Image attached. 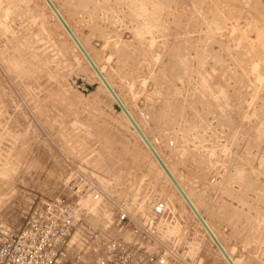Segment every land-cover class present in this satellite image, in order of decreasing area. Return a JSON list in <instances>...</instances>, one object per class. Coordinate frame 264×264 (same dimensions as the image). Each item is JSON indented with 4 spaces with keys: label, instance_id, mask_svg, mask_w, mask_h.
I'll use <instances>...</instances> for the list:
<instances>
[{
    "label": "rangeland",
    "instance_id": "1",
    "mask_svg": "<svg viewBox=\"0 0 264 264\" xmlns=\"http://www.w3.org/2000/svg\"><path fill=\"white\" fill-rule=\"evenodd\" d=\"M41 1L0 0V222L19 233L31 209L63 195L80 170L111 199L129 202L135 220L153 216L161 200L166 208L170 203L150 227L185 264H225ZM54 1L96 60L107 64L148 135L161 138L156 145L179 180L189 190L200 186L193 198L228 249L240 264H264V0H93L81 18L69 16L65 0ZM138 5L153 19L150 35L140 26ZM122 78H135L137 99L124 93ZM169 139L177 157L167 152ZM201 196L214 203L213 212ZM119 211L106 204L93 213L112 222ZM164 216L173 222L166 225ZM96 219L106 228L107 219ZM130 220L114 233L142 241L135 232L142 228ZM189 238L197 241L194 253ZM155 240L152 253L167 252Z\"/></svg>",
    "mask_w": 264,
    "mask_h": 264
},
{
    "label": "built area",
    "instance_id": "2",
    "mask_svg": "<svg viewBox=\"0 0 264 264\" xmlns=\"http://www.w3.org/2000/svg\"><path fill=\"white\" fill-rule=\"evenodd\" d=\"M90 200L99 203V207L110 201L87 173L76 170L68 179L65 193L56 200L34 206L19 233L10 234L0 222V264H178L167 252L152 253L155 239L150 238L145 228L143 233L135 230L141 234L142 241L113 235L133 220L125 209L116 207L120 210L118 215L103 228L86 204ZM122 204L127 206L129 202ZM166 209V203L159 201L152 219L148 216L140 220L141 224L148 222L150 226ZM81 238L82 242L87 238L99 245L89 261L84 253L72 252L73 245Z\"/></svg>",
    "mask_w": 264,
    "mask_h": 264
},
{
    "label": "bare ground",
    "instance_id": "3",
    "mask_svg": "<svg viewBox=\"0 0 264 264\" xmlns=\"http://www.w3.org/2000/svg\"><path fill=\"white\" fill-rule=\"evenodd\" d=\"M43 1V3H44V6H46V8H47V10L48 11H50V14H51V16H52V18L56 21V24L58 25V27H59V30H61L60 32H61V34L62 35H64L63 37H65V38H67V40L69 41V43L72 45V47H73V49L75 48V50L78 52V54H79V56H80V58L82 59V61H83V63L88 67V69L91 71V73L95 76V78L97 79V81H98V84L101 86V88H102V90H104L105 91V93H106V95L109 97V99H110V102L112 103V105H113V107H114V104H115V100H114V98L112 97V95L109 93V91L106 89V87L103 85V83H102V81L100 80V78H99V76L97 75V73L95 72V70L93 69V67L91 66V64L87 61V59L82 55V53L80 52V51H78V48H77V46L74 44V42L72 41V39H71V37L69 36V34L66 32L67 30H65L64 29V27L61 25V23L57 20V18H55L54 17V15H53V12L51 11V9L49 8V6L44 2V0H42ZM41 1V2H42ZM52 2H53V4L55 5V7L57 8V10L59 11V13L62 15V17L64 18V20L66 21V23L69 25V27L71 28V30L73 31V33L75 34V36L77 37V39L79 40V42L81 43V45L83 46V48L84 49H86V51H87V53L89 54V56L91 57V59L93 60V62L95 63V65L101 70V72L103 73V76L105 77V79L108 81V83L110 84V86L113 88V90L115 91V93L117 94V96L119 97V99L121 100V102L123 103V106H125V108L127 109V111L130 113V115L133 117V119H134V121L137 123V125L138 126H140V129L143 131V133L145 134V136L147 137V139L149 140V142L152 144V146L154 147V149L156 150V152L158 153V155L161 157V159L164 161V163L167 165V167H168V169L170 170V172L173 174V176L175 177V179L177 180V183H179L180 184V186L182 187V189H183V191L185 192V194L187 195V197L190 199V201L193 203V205H194V207L197 209V211L199 212V214L201 215V217L204 219V221L205 222H207L206 224L209 226V228L211 229V231L213 232V235H215L216 236V238L218 239V241L221 243V245L223 246V248L225 249V251L228 253V255L230 256V258H231V260L234 262V264H240V262L238 261V259L236 258V256L233 254V252H231L229 249H228V246H226L225 245V243L221 240V238H220V236H219V232L216 230V228H215V225H214V222H212V220L211 219H209V218H207L204 214H203V212L201 211V206H200V204L193 198V194L191 193V190L193 189L192 187V189L191 190H189V189H187L186 187H185V185L179 180V178L177 177V174L175 173V171L170 167V165L168 164V162H167V158L165 159V157L162 155V153L160 152V150L158 149V145H156V143L161 139H159L158 137H154L153 139L148 135V133H147V131L145 130V127L140 123V121L138 120V118L136 117V115L134 114V112L131 110V108L128 106V104H127V102H126V100L123 98V96L121 95V93L120 92H118L116 89L117 88H115V86H114V84H113V82L110 80V78H109V76L107 75V69L104 67L105 66V64H102V63H100L99 61H97L96 60V58L93 56V54H92V52H91V50L89 49V47H87V44H85V42H84V37L82 38L81 36H79V34L77 33V31L75 30V28L71 25V23H70V18H67L66 17V15L65 14H67V13H63L64 12V10L62 11L61 10V8H59V6L56 4V2L54 1V0H51ZM99 1V0H98ZM142 1V0H141ZM92 2H94L93 0H76L74 3L73 2H70V1H64V7H66V10H68L69 12H68V14H69V16L71 15V16H79L80 18L81 17H84V15L85 14H87L88 12H87V10L86 9H88L89 10V8H90V4L92 3ZM136 2V1H135ZM140 2V1H139ZM155 2V1H154ZM157 2V1H156ZM97 3V2H96ZM93 4V3H92ZM99 4V3H98ZM118 4V3H117ZM141 4H142V2H141ZM140 4V5H141ZM144 4V3H143ZM162 4V3H161ZM145 5V4H144ZM144 5H142V6H144ZM95 6H96V4H95ZM113 6H114V4H113ZM136 6V5H135ZM97 7V6H96ZM102 7H104V6H102ZM138 7H140L139 5H138ZM145 7H146V5H145ZM145 7H140L143 11L140 13L142 16H143V19L142 20H139L140 21V26H142L143 28H145L146 30V32L150 35V34H152V26L150 25L151 23H149V21L151 20H153V19H151L150 17H149V15H147L146 14V12H147V9L145 8ZM37 8V7H36ZM101 8V7H100ZM106 8V7H105ZM161 8V7H160ZM94 9V8H93ZM140 9V10H141ZM81 10V11H80ZM93 11V10H92ZM22 12V11H21ZM96 12V11H95ZM140 12V11H139ZM83 13V14H82ZM100 13V12H99ZM105 13V12H104ZM80 14H82V16H80ZM90 14V13H89ZM97 15V14H96ZM147 15V16H146ZM160 15V14H159ZM24 16V15H23ZM29 16V15H28ZM68 16V15H67ZM90 17V16H89ZM176 17V16H175ZM138 18H139V16H138ZM137 18V19H138ZM142 18V17H141ZM153 18V17H152ZM69 19V20H68ZM78 20V19H77ZM52 21V20H51ZM73 21V20H72ZM81 21L82 22H84L83 21V19H81ZM89 21H90V19H89ZM78 22H79V20H78ZM81 22V23H82ZM86 22V21H85ZM88 22V21H87ZM92 23V22H91ZM78 24V23H77ZM83 24V23H82ZM84 25V24H83ZM111 26V25H110ZM77 27V26H76ZM80 27V26H79ZM92 27H94V26H92ZM98 27V26H97ZM101 27V26H100ZM105 27V26H104ZM95 28H96V26H95ZM143 28H142V30H143ZM78 29V28H77ZM138 29H139V31L141 30L139 27H138ZM91 30H92V28H91ZM99 30V29H98ZM58 31V30H57ZM93 31V30H92ZM90 32V31H89ZM89 32H87V34L89 33ZM137 32H138V30H137ZM142 32V31H141ZM144 32V31H143ZM51 33V32H50ZM85 33V32H84ZM140 33V32H139ZM145 33V32H144ZM95 34V33H94ZM106 34V33H105ZM108 34V33H107ZM179 34H181V33H179ZM110 35H111V33H110ZM139 35V34H138ZM91 36V35H90ZM89 36V37H90ZM99 36V35H98ZM102 36H105V35H102ZM110 38V37H109ZM96 39V38H95ZM100 39V38H99ZM172 39V38H171ZM180 39V38H179ZM90 40V39H89ZM93 40V39H92ZM98 42L100 41V40H97ZM96 40H95V42H97ZM105 41V40H104ZM116 41V40H115ZM169 41V40H168ZM187 41V40H186ZM117 42V41H116ZM140 42H142V41H140ZM178 42V41H177ZM61 43H62V41H61ZM87 43V42H86ZM91 43V42H90ZM93 43V42H92ZM107 43V42H106ZM106 43H104L105 45H106ZM129 43V42H128ZM179 43V42H178ZM101 44H103V43H100V45ZM115 44V43H114ZM131 44V43H130ZM166 44V43H165ZM93 45V44H92ZM95 45V44H94ZM104 45V46H105ZM109 45V44H108ZM102 46V45H101ZM122 46V45H121ZM185 46V45H184ZM157 47V46H156ZM183 47V46H182ZM92 48H93V46H92ZM114 48V47H113ZM177 48V47H176ZM105 49V48H104ZM111 49V48H110ZM117 49V48H116ZM168 49V48H167ZM175 49V48H174ZM58 50V49H57ZM92 50H96V46H95V48H93ZM98 50V49H97ZM102 50V49H101ZM112 50V49H111ZM147 50V49H146ZM177 50H179V48L177 49ZM176 50V52H178ZM106 51V50H105ZM101 52V51H100ZM98 54H99V52H97ZM113 53H115V52H113ZM129 53V52H128ZM127 53V54H128ZM172 53V52H171ZM179 53V52H178ZM110 54V53H109ZM109 54H108V56H109ZM116 54V53H115ZM168 54V53H167ZM181 54V53H180ZM70 55V54H69ZM68 55V56H69ZM120 55V54H119ZM129 56L131 55L130 53L128 54ZM114 56V55H113ZM117 56H118V54H117ZM126 56V55H125ZM134 56V55H133ZM175 56H177V55H175ZM183 56V55H182ZM111 57V56H110ZM131 57V56H130ZM166 57V56H165ZM111 58H113V57H111ZM116 58V57H115ZM115 58H113V59H115ZM126 58H128V57H126ZM179 58V57H178ZM108 59V58H107ZM149 59V58H148ZM173 59V58H172ZM207 59V58H206ZM118 60V59H117ZM67 62V61H66ZM135 62V61H134ZM138 62V61H137ZM116 63H117V61H116ZM204 63V62H203ZM83 64V65H84ZM220 65V64H219ZM73 66V65H72ZM106 66H107V64H106ZM112 66V65H111ZM116 66V65H115ZM143 66V65H142ZM145 66V65H144ZM143 66V67H144ZM114 67V66H113ZM123 67V66H122ZM131 67V66H130ZM174 67V66H173ZM112 68V67H111ZM124 68V67H123ZM123 68H122V70H123ZM147 68V67H146ZM73 69V68H72ZM71 69V70H72ZM120 69V68H119ZM119 69H117V70H119ZM128 69V68H127ZM131 69V68H130ZM143 69V68H142ZM149 69V68H148ZM81 70V69H80ZM144 70V69H143ZM127 71H129V70H127ZM118 72V71H117ZM126 72V71H125ZM136 72V71H135ZM150 72V71H149ZM119 73H121V72H119ZM119 73H117L118 75H119ZM78 74H79V71H78ZM156 74V73H155ZM158 74V73H157ZM221 74V73H220ZM117 75V76H118ZM134 75V74H133ZM184 75V74H183ZM135 76V75H134ZM130 77V76H129ZM145 77V76H144ZM165 77V76H164ZM121 78V77H120ZM158 78V77H157ZM166 78V77H165ZM219 78V77H218ZM123 79V78H122ZM121 79V80H122ZM114 81V80H113ZM122 82L123 83H121V85H122V90L124 91V93L127 95V93H128V95L127 96H130L132 99H137V95L140 93V91H139V89H137V82L135 81V78H125V79H123L122 80ZM144 82V81H143ZM154 83V82H153ZM161 83V82H160ZM208 83V82H207ZM217 83V82H216ZM161 84H163V83H161ZM218 84V83H217ZM205 85V84H204ZM148 86V85H147ZM221 86H222V84H221ZM166 87H167V85H166ZM141 88L143 89V87L141 86ZM198 88V87H197ZM146 89V88H145ZM156 90V89H155ZM143 91V90H142ZM148 91V90H147ZM202 91V90H201ZM200 91V92H201ZM171 92V91H170ZM207 92V91H206ZM205 93V92H204ZM147 94V93H146ZM168 94V93H167ZM150 95H151V93H150ZM196 96V95H195ZM142 97V96H141ZM144 97V96H143ZM197 97H199V96H197ZM148 98V97H147ZM146 98V99H147ZM219 98V97H218ZM143 99V98H142ZM155 99H157V98H155ZM200 99V98H199ZM158 100V99H157ZM168 100V99H167ZM186 100V99H185ZM217 100V99H216ZM132 101V100H131ZM135 101V100H134ZM133 101V102H134ZM200 101V100H199ZM155 102V101H154ZM161 102V101H160ZM169 102V101H168ZM201 102V101H200ZM187 103V102H186ZM206 103H207V101H206ZM212 103V102H211ZM137 104V103H136ZM146 104V103H145ZM154 104H156V103H154ZM162 105L164 104V102L163 103H161ZM220 104V103H219ZM209 105V104H208ZM141 106V105H140ZM139 106V107H140ZM155 106V105H154ZM160 106V105H159ZM164 106V105H163ZM149 107H151V104H150V106ZM161 107V106H160ZM147 108V107H146ZM165 108H166V106H165ZM165 108H163V109H165ZM179 108V107H178ZM177 108V109H178ZM114 109H115V107H114ZM162 109V108H161ZM116 110V109H115ZM170 110V109H169ZM143 111V110H142ZM157 111H158V109H157ZM162 111V110H161ZM149 112V111H148ZM159 112V111H158ZM121 116H122V118L124 119V121L126 122V124L129 126V128L131 129V131L133 132V134L136 136V138H137V140H138V142H140V145H142V147H143V149H144V151H145V153H146V155L149 157V158H151V160H152V162L156 165V167L159 169V171L161 172L160 174H162V176L164 177V179L166 180V182H168V184L171 186V188H172V190H173V192H175V194L177 195V197H179V200L182 202V203H184V205L186 206V208L188 209V211L190 212V214L192 215V217L194 218V220H195V222L197 223V225H198V227H199V229L202 231V233L204 234L203 235V237L205 236L206 238L205 239H208V237L206 236V234L204 233V231L202 230V228H201V226L199 225V223L197 222V219H196V216H195V214L193 213V211L189 208V206L187 205L188 203L184 200V198L182 197V195L180 194V192L177 190V188L175 187V185L173 184V182L170 180V178L168 177V176H166V173L163 171V169L161 168V166L158 164V162L156 161V159L154 158V156L152 155V153H151V151L149 150V148L147 147V145L145 144V142L143 141V139L139 136V134L137 133V131L135 130V128H134V126L132 125V123L128 120V118L124 115V113H120V112H118ZM154 113V112H153ZM143 114H144V111H143ZM142 114V115H143ZM149 114V113H148ZM191 114H192V112H191ZM145 115H147V114H145ZM160 115V114H159ZM159 115H158V117H159ZM166 115V114H165ZM146 117V116H145ZM147 117H149L148 115H147ZM150 117L153 119H155V116L154 117H152L151 116V114H150ZM157 116H156V120H158L159 121V123H160V120H162V118H161V115H160V119L158 118ZM165 117V116H164ZM170 117V116H169ZM197 117V116H196ZM195 117V118H196ZM150 119V118H149ZM166 119V118H165ZM164 119V120H165ZM194 119V118H193ZM148 120V119H147ZM169 120V119H168ZM177 120V119H176ZM163 121V120H162ZM171 121V120H170ZM182 121V120H181ZM156 122V121H155ZM149 123V122H148ZM152 123H153V121H152ZM181 124V123H180ZM160 125V124H159ZM173 125V124H172ZM177 125V124H176ZM154 126V125H153ZM128 128V129H129ZM157 128V127H156ZM167 128V127H166ZM169 131V130H168ZM116 132V131H115ZM159 132H160V129H159ZM191 132V131H190ZM158 134V133H157ZM121 135V134H120ZM159 135H160V133H159ZM192 138V137H191ZM113 139V138H112ZM181 140V139H180ZM165 142V141H164ZM170 142H171V140L169 139L168 141H167V144H166V148L168 149L167 150V152H169L170 151V153H171V151H172V153L174 154L175 152H174V150L176 149V145H174L173 144V146H172V144H170ZM181 145V144H180ZM180 149V148H179ZM182 150V149H181ZM193 151H194V149H193ZM178 154H179V152H178ZM188 154V153H187ZM192 154V153H191ZM212 154V153H211ZM214 154V153H213ZM181 155V154H180ZM174 156L175 157H177V155H176V153L174 154ZM173 156V157H174ZM184 156V155H183ZM191 158V157H190ZM186 159V158H185ZM193 159V158H192ZM174 160V159H173ZM181 160V159H180ZM194 161V160H193ZM243 162V161H242ZM190 163V162H189ZM195 163V162H194ZM182 164V163H181ZM207 164H208V161H207ZM178 165H179V163H178ZM226 165V164H225ZM234 165V164H233ZM201 166V165H200ZM244 166V165H243ZM202 167V166H201ZM216 167V166H215ZM198 168V167H197ZM157 169V170H158ZM185 169V168H184ZM183 169V170H184ZM212 169V168H211ZM218 169V168H217ZM237 169V168H236ZM239 169V168H238ZM255 169V168H254ZM207 170V169H206ZM252 170V169H251ZM60 171L61 170H59V174H60ZM197 171V170H196ZM213 171V170H212ZM195 172V171H194ZM57 173H58V171H57ZM220 173V172H219ZM218 173V174H219ZM246 173H247V171H246ZM62 174H63V172H62ZM187 174H188V172H187ZM189 174H190V172H189ZM194 174V173H193ZM198 174V173H197ZM56 175V174H55ZM88 175V174H87ZM192 175V174H191ZM199 176H200V174H199ZM219 176V175H218ZM88 177L94 182V184L96 185V187L102 192V194L104 195V197L106 198V197H108L109 198V202L107 203V205H110L111 207H112V209H113V211H115V209H116V207L117 208H120V209H125L128 213H130V207H129V204L127 205V206H124V204H122L120 201H117V200H113V199H111L110 197V192H107V191H105L98 183H97V181L92 177V176H89L88 175ZM192 177V176H191ZM194 177V176H193ZM192 177V178H193ZM215 177V176H214ZM200 178V177H199ZM199 178H198V180H199ZM58 179V178H57ZM201 179V178H200ZM209 179V178H208ZM211 179H212V177H211ZM59 180V179H58ZM61 181H63L62 180V178L60 179ZM192 180H194V179H192ZM191 180V181H192ZM204 180V179H203ZM216 180V179H215ZM224 181V180H223ZM59 182V181H58ZM201 182H202V180H201ZM200 182V180H199V184L201 183ZM220 182V181H219ZM230 182V181H229ZM249 182V181H248ZM65 183V182H64ZM196 183H197V181H196ZM212 183V182H211ZM216 183V182H215ZM242 183V182H241ZM202 185H204L203 183H201ZM243 184V183H242ZM245 184V183H244ZM250 184V183H249ZM226 185H228V184H226ZM225 185V186H226ZM206 186V185H205ZM213 186H215V185H213ZM212 186V187H213ZM244 186V185H243ZM200 187V186H199ZM198 187V189L196 188H194V190H192V191H196V192H198L197 194H201L202 192L201 191H199V188ZM217 187V186H216ZM201 188H203V189H205V187H201ZM207 189H209V188H207ZM216 189V188H215ZM254 189V188H253ZM256 189V188H255ZM200 190H202V189H200ZM211 190V189H210ZM221 190V189H220ZM231 190H233V189H231ZM235 190V189H234ZM233 190V191H234ZM209 191V190H208ZM207 191V192H208ZM212 191V190H211ZM216 191V190H215ZM228 191V190H227ZM230 191V190H229ZM253 191V190H252ZM223 192V191H222ZM231 192V191H230ZM2 193V192H1ZM204 193V192H203ZM5 194V193H4ZM4 194H3V196H4ZM206 193H204V195H205ZM225 194H227V193H225ZM6 195V194H5ZM203 194H202V196H204ZM209 195H211V194H209ZM233 195V194H232ZM201 196V197H202ZM221 197H222V195H221ZM233 197V196H232ZM215 198V197H214ZM202 199H203V201L205 202V205H206V207L208 208V211L210 210V211H212L213 212V209H214V203L213 202H206L205 200H204V198L202 197ZM205 199H206V197H205ZM209 199V198H208ZM210 200V199H209ZM208 200V201H209ZM220 200V199H219ZM213 201V200H212ZM216 201H218V200H216ZM223 201V200H222ZM88 202H91L92 203V206H91V209L93 210V211H95V212H99L100 211V207H99V203H94V202H92L91 200L90 201H87L86 202V204L89 206V203ZM218 204V203H217ZM168 206H167V209H166V211L167 210H169L170 209V207H171V204L169 203V204H167ZM220 206V205H219ZM224 206V205H223ZM222 206V207H223ZM217 207V206H216ZM221 207V208H222ZM224 208V207H223ZM216 209V208H215ZM219 209V208H218ZM209 211V212H210ZM211 212V213H212ZM217 212H219V211H217ZM171 213V212H170ZM213 214H215L216 215V211L214 210V213ZM212 214V215H213ZM222 214V213H221ZM153 215V214H152ZM97 217H99V218H105V219H107L108 221H106L105 223H106V226H107V224H109L108 222H109V220H111L112 219V217L111 216H97ZM150 217V219H152V217L151 216H149ZM173 217V216H172ZM216 217H221L222 218V216H216ZM132 218H133V220H135L134 218H135V216H132ZM170 218H171V216H170ZM174 218V217H173ZM218 218V219H219ZM114 219V218H113ZM163 220L164 221H166L165 223H166V225L167 224H169V223H171V222H173L172 220H169V218H167L166 216H164L163 217ZM236 221V217L235 216H231V219L229 220V222L232 224L233 223V221ZM221 221V220H220ZM138 226H140L141 228H145V230H147V232L150 234V236L151 237H153V239H156L155 240V245H156V243L159 245V244H162V245H167V244H164L163 242H162V240L155 234V232L151 229V227L148 225V224H141V222H140V220L139 219H136L135 221H134ZM154 222H155V220L152 222V224H154ZM260 222V221H259ZM10 224V227H12V229L13 228H17V225H16V221L14 222V221H12V222H9ZM178 223V222H177ZM235 224V223H234ZM16 225V227H14ZM171 225V224H170ZM181 225V224H180ZM179 225V226H180ZM172 226H173V223H172ZM169 227V226H168ZM173 228V227H172ZM8 231H10L9 229H7ZM234 230V229H233ZM238 230V229H237ZM247 230H248V228H247ZM254 231V230H253ZM259 232V231H258ZM251 233V232H250ZM116 234H119V233H113V235H116ZM238 234V233H237ZM119 236H122V235H119ZM240 236V235H239ZM252 236H254V235H252ZM123 237V236H122ZM195 237H197V236H195ZM188 238V237H187ZM254 238V237H253ZM258 238V237H257ZM190 240V242L188 241L187 243V245H188V249H189V251L191 252V253H194L193 251L195 250V249H197V246H196V242H191V241H193V240H191V238H189ZM197 239V238H196ZM186 240V239H185ZM188 240V239H187ZM198 240V239H197ZM203 241V240H202ZM205 241V240H204ZM207 241H210L209 239L207 240ZM199 242H200V240L198 241V244H199ZM201 244V243H200ZM199 244V245H200ZM210 244H211V246L213 247V243H212V241H210ZM185 245V244H184ZM187 245H185L186 246V248H187ZM74 248H73V253H84L85 254V258L87 259L86 261H89V260H91V258L93 257V253H94V251H95V249H98L99 248V245L98 244H95V242H91V241H89V239H87L86 238V241L85 242H82V238H81V240H79L78 242H76L74 245ZM72 246V247H73ZM71 247V248H72ZM167 253H169L170 254V256H172V257H174L175 258V260L177 261V262H179L178 261V259L179 260H181V259H183L182 257H183V255H179V253L178 252H175L174 250H172V248L169 246V245H167ZM185 248V249H186ZM198 250V249H197ZM69 251V250H68ZM186 252V255H187V253H190V252ZM201 252V251H200ZM71 253V251H69V254ZM203 253V252H202ZM217 253V252H216ZM68 254V253H67ZM196 254L198 255V254H200V253H197L196 252ZM218 254V258H220L225 264H229L227 261L228 260H226L220 253H217ZM190 255V254H189ZM188 255V256H189ZM204 255H205V253H204ZM203 255V256H204ZM190 257V256H189ZM199 257V256H198ZM202 257V256H201ZM178 258V259H177ZM193 258V257H192ZM202 260V259H201ZM207 260V259H206ZM182 261V260H181ZM182 263L183 264H185L183 261H182Z\"/></svg>",
    "mask_w": 264,
    "mask_h": 264
},
{
    "label": "water",
    "instance_id": "4",
    "mask_svg": "<svg viewBox=\"0 0 264 264\" xmlns=\"http://www.w3.org/2000/svg\"><path fill=\"white\" fill-rule=\"evenodd\" d=\"M44 2L49 6V8L51 9V11L53 12L54 17L57 18V20L61 23V25L64 27V29L67 30L66 32L69 34V36L71 37L72 41L77 46L78 51H80L82 53V55L87 59V61L91 64V66L93 67V69L95 70V72L97 73V75L99 76L100 80L102 81L103 85L106 87V89L109 91V93L114 98V100H115V104H114L115 109L118 112H120V113H124V115L132 123V125L135 128V130L137 131V133L139 134V136L143 139V141L145 142V144L147 145V147L151 151L152 155L154 156V158L156 159V161L158 162V164L161 166V168L163 169V171L166 173V176H168L170 178V180L173 182V184L175 185V187L177 188V190L180 192V194L182 195V197L184 198V200L188 203L187 205L189 206V208L195 214L196 219H197V222L201 226L202 230L204 231V233L206 234V236L208 237V239L210 241H212L213 248H214L215 252L220 253L226 260H228L227 262L229 264H234V262L231 260V258L228 255V253L225 251V249L223 248V246L221 245V243L216 238V236L213 235V232L211 231V229L209 228V226L206 224L207 222L204 221V219L201 217V215L199 214V212L197 211V209L194 207L193 203L190 201V199L187 197V195L183 191V189L180 186V184L177 183V180L175 179V177L173 176V174L170 172V170L168 169V167L164 163V161L161 159V157L158 155V153L156 152V150L154 149V147L152 146V144L149 142V140L147 139V137L145 136V134L143 133V131L140 129V126L137 125V123L134 121L133 117L127 111V109L125 108V106H123V103L121 102V100L119 99V97L117 96V94L115 93V91L113 90V88L110 86V84L108 83V81L105 79V77L103 76V73L101 72V70L95 65V63L93 62V60L91 59V57L87 53L86 49L83 48V46L81 45V43L79 42V40L77 39V37L75 36V34L73 33V31L71 30V28L69 27V25L66 23V21L64 20V18L62 17V15L59 13V11L57 10V8L53 4V2L51 0H44Z\"/></svg>",
    "mask_w": 264,
    "mask_h": 264
}]
</instances>
